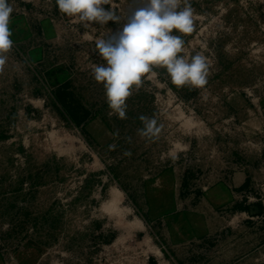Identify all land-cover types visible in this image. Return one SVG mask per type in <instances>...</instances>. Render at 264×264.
<instances>
[{"label":"rangeland","instance_id":"1","mask_svg":"<svg viewBox=\"0 0 264 264\" xmlns=\"http://www.w3.org/2000/svg\"><path fill=\"white\" fill-rule=\"evenodd\" d=\"M11 3L0 264H264V0H188L183 54L208 57L207 84L156 68L124 119L94 79L96 40L139 0H107L120 21L88 27L56 0Z\"/></svg>","mask_w":264,"mask_h":264},{"label":"clouds","instance_id":"2","mask_svg":"<svg viewBox=\"0 0 264 264\" xmlns=\"http://www.w3.org/2000/svg\"><path fill=\"white\" fill-rule=\"evenodd\" d=\"M139 0L140 6L131 11L126 23L116 33L96 40L98 54L105 61L93 67L97 83L104 86L111 113L126 118V107L134 89L145 78L156 75V68L166 70L177 88H203L208 82V57L197 52L185 56V40L193 32V8L188 0ZM107 0H56L59 11L84 23L108 24L120 17L105 7ZM14 12L11 0H0V66L7 62L13 47L10 18ZM143 137L159 135L163 125L157 119L141 115ZM113 148L114 145H110Z\"/></svg>","mask_w":264,"mask_h":264},{"label":"crops","instance_id":"3","mask_svg":"<svg viewBox=\"0 0 264 264\" xmlns=\"http://www.w3.org/2000/svg\"><path fill=\"white\" fill-rule=\"evenodd\" d=\"M238 178H240V179H241V177H238Z\"/></svg>","mask_w":264,"mask_h":264}]
</instances>
